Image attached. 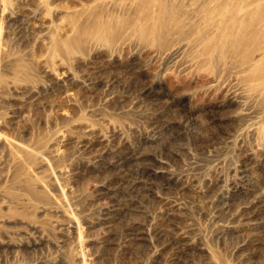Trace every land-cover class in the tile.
Wrapping results in <instances>:
<instances>
[{
    "label": "rangeland",
    "instance_id": "1",
    "mask_svg": "<svg viewBox=\"0 0 264 264\" xmlns=\"http://www.w3.org/2000/svg\"><path fill=\"white\" fill-rule=\"evenodd\" d=\"M0 264H264V0H0Z\"/></svg>",
    "mask_w": 264,
    "mask_h": 264
},
{
    "label": "bare ground",
    "instance_id": "2",
    "mask_svg": "<svg viewBox=\"0 0 264 264\" xmlns=\"http://www.w3.org/2000/svg\"><path fill=\"white\" fill-rule=\"evenodd\" d=\"M166 2V1H165ZM160 8V7H159ZM247 8V7H246ZM205 11V10H204ZM205 13V12H204ZM245 13H246V11H245ZM254 13V12H253ZM151 15V14H150ZM176 15V14H175ZM179 15V14H178ZM189 15V14H188ZM242 15V14H241ZM158 16H159V14H158ZM157 16V17H158ZM143 17V16H142ZM177 17V16H176ZM226 18V17H225ZM150 19V18H149ZM155 20V22H156V19H154ZM165 20V19H164ZM182 20V19H181ZM238 20V19H237ZM248 20V19H247ZM166 21V20H165ZM165 21H163L162 20V18H158V22H159V24H161V26H165L166 25V22ZM157 23V22H156ZM189 23V22H188ZM229 23V22H228ZM235 23V22H234ZM241 23V22H240ZM165 24V25H164ZM145 27V26H144ZM232 27H234V26H232ZM241 28V27H240ZM141 29V31L140 32H145L144 31V28H140ZM227 31V30H226ZM242 31V28L240 29V31H239V33ZM245 32V31H244ZM237 36V35H236ZM210 39V38H209ZM242 41V40H241ZM236 42V41H235ZM241 46V45H240ZM262 47V46H261ZM215 48V47H214ZM213 50V49H212ZM248 59V58H247ZM244 61H245V59H244ZM246 62V61H245ZM244 62V63H245ZM246 63H249V62H246ZM254 64V63H253ZM248 65V64H247ZM256 65V64H255ZM260 65V64H259ZM243 66V65H242ZM249 66V65H248ZM248 66H247V69H248ZM261 66H262V64H261ZM251 67V66H250ZM253 67V66H252ZM255 67V66H254ZM257 67V66H256ZM262 68V67H261ZM261 68H258V70H260V72H261V70H263V68L261 69ZM252 69V75H254L253 74V72H254V68H251ZM257 69V68H256ZM246 71V70H245ZM256 72V71H255ZM254 72V73H255ZM248 73V72H247ZM250 73V72H249ZM262 75V74H261ZM247 76L249 77V75L247 74ZM254 76H257V74H255ZM250 77H251V75H250ZM253 78H255V77H253ZM263 81V80H262Z\"/></svg>",
    "mask_w": 264,
    "mask_h": 264
}]
</instances>
